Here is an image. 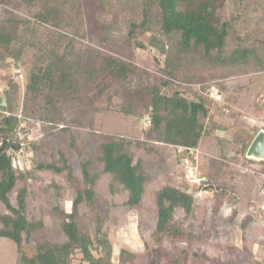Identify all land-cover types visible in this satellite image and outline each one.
I'll return each mask as SVG.
<instances>
[{"label":"trees","instance_id":"trees-1","mask_svg":"<svg viewBox=\"0 0 264 264\" xmlns=\"http://www.w3.org/2000/svg\"><path fill=\"white\" fill-rule=\"evenodd\" d=\"M3 1L10 6L2 8L3 15L0 16V64H8L14 71L22 65L27 45L40 51L39 54L34 53L35 63L26 72L23 91H20L21 85L15 77H10L2 89L4 101L0 103V137L4 143L0 148V202L5 211L0 214V236L15 243L13 264H74L75 258H78V264H112V244L103 229L107 216L99 212L94 190L98 174L89 170L92 159L83 157L71 135V147L82 156L80 172L76 174L62 149H57V158L53 156L45 143L46 136L39 139L29 137L27 123L33 116H37L40 122L56 123L59 104L76 101L93 105L117 83L120 92L116 93H121V112L136 113L132 106L145 107L150 116V130L162 131L165 143L174 146L199 145L206 137V117L218 113L221 108L204 91L214 84L222 93H227L228 85L221 83L224 79L235 75L251 58L262 65L255 47L244 42V38L237 33L240 12L226 15L228 7L245 2L140 0L137 14L127 22L124 39L113 40L103 33L101 45L86 51L82 59L77 53H71L72 38L64 37L63 31L64 11L67 6H74V0ZM21 3L25 4L27 16L14 12ZM156 21H159L164 35L178 37L167 46L159 44L156 47L157 52L152 56L155 68L151 71L136 63L129 49L130 46L137 50L148 47L139 34ZM36 25H47L55 33V36L46 39L51 43L47 50L41 49L42 43L37 38L32 44L19 39L22 29L34 35ZM56 29L63 32H55ZM62 37L67 40L63 49L59 50L58 41ZM232 38L234 45L230 47ZM149 44L156 43L149 41ZM197 84L200 86L197 87ZM142 114L136 113L138 117ZM48 126L42 124L40 130L50 129ZM60 131L67 129L63 127ZM19 132L23 138H20ZM257 132L258 129H254L250 138L240 141L243 154ZM150 142L106 134L98 143L96 160L101 165V171L110 175L112 183L122 188L127 196L125 204L130 208L141 204L150 179L142 158H134L130 147L136 144L152 148ZM31 149L49 155L50 161L30 163L29 167L19 166V157L23 158V154ZM177 157L182 169L178 154ZM40 170L65 171L75 192L69 211L58 208L63 218L61 231L65 238L62 241L48 238L44 221L27 215L32 172ZM20 182L23 185L17 187ZM51 185L58 196L62 195L55 183ZM215 186L218 190L214 195L212 214H218L223 205H227L231 213L227 220L232 221L238 214V197L232 188L225 182L215 185L208 174L205 185L191 184L183 177L180 185L165 183L155 190L156 220L150 233L151 239L158 245L166 242L173 247L180 242L191 245L201 240L203 234L194 233L185 220L195 207L196 192ZM263 187L264 183L261 190ZM13 191L14 202L11 200ZM260 194L263 199L262 192ZM83 203L88 207L84 217L93 223L92 228L78 223ZM179 210L183 213L182 217L177 216ZM230 216L233 218L230 219ZM253 220L250 214L242 217L240 228H247ZM77 254L79 257H76Z\"/></svg>","mask_w":264,"mask_h":264},{"label":"rangeland","instance_id":"rangeland-1","mask_svg":"<svg viewBox=\"0 0 264 264\" xmlns=\"http://www.w3.org/2000/svg\"><path fill=\"white\" fill-rule=\"evenodd\" d=\"M242 1L245 4L235 3L228 7L226 15L240 12L241 18L236 24L237 33L244 38V42L255 47L262 65L251 58L235 75L224 79L221 83L228 85L227 93H222L214 84H210L204 91V94L221 105V108L218 113H211L206 117L205 141L197 145L201 151V172L208 174L215 185L225 182L233 189L238 197V214L232 221L227 220L231 214L227 205H223L218 214H212L213 199L218 188L215 186L212 189H199L196 192L195 207L185 224L191 225L194 233L203 234L201 240L191 245L180 242L173 247L166 242L158 245L151 239L150 233L156 220L154 192L165 183L180 185L183 170L180 168L174 145L163 141L162 131L150 130V116L145 107H131L136 113L142 112V117H138L136 113L125 114L119 110L121 93H116L120 92L119 84H114L111 90L93 105L76 101L59 104L56 123L40 122L37 116L31 117L27 123L29 137L39 139L46 136L45 143L49 145L53 156L57 158V149H62L76 174L80 172L82 156L71 147V135L83 157L92 159L89 170L98 174L94 190L98 198V210L107 216L103 229L112 244V264H175L178 261L181 264H264V210L260 194L261 185L264 183V161L248 159L240 149V141L250 138L254 129H264V0ZM73 2L74 6H67L64 11V37L72 38L71 53H77L83 59L86 51L101 45L103 33L113 40L124 39L127 22L137 14L140 0ZM9 6L7 2L0 0V16L3 15L2 8ZM24 8L25 4L21 3L14 12L27 16ZM50 28L47 25H36L34 35L29 30L22 29L19 39L32 44L36 42L34 38H37L42 43L41 49L47 50L51 43L46 39L55 34ZM58 31L61 30H55ZM139 36L148 47L137 50L128 44L130 56L142 68L151 71L155 68L152 56L157 52L156 47L159 44L167 46L178 37L164 35L159 21ZM64 37L58 41L59 50L63 49L66 43L67 38ZM149 41L156 44H149ZM233 45L232 38L229 46ZM39 51L40 49L27 45L23 63L16 67L20 69L22 78L17 77L18 74L14 72L12 74L21 85L20 91H23L28 68L35 63L34 53L39 54ZM4 84L0 83L2 89ZM199 86L200 84H197V87ZM2 99L0 90V102ZM42 124H48L50 129L40 130ZM63 127L67 131H60ZM216 130L222 131L226 138L217 137ZM106 134H119L136 141H151L152 148L136 144L130 147L134 158H142L144 169L150 177L143 200L135 208L125 204V192L112 183L110 175L101 171V165L96 160L98 143ZM232 153L233 155H230ZM41 161H50L49 155L31 149L23 154V158L19 157L17 164L29 167L30 163L33 165ZM31 182L30 196L27 199L28 217L34 216L44 221L48 238L64 240L61 231L63 218L58 208L69 211L75 196L66 172L33 171ZM52 183L60 188L62 195H57ZM22 185L20 182L17 187ZM14 196L15 191L11 194L12 202L15 200ZM87 210V205L83 203L80 206L78 223L92 228L93 223L84 217ZM4 211L5 208L0 202V214ZM247 214L252 215L254 220L247 228L241 229L240 220ZM177 216L182 217V211L179 210ZM15 256V243L0 236V264H13ZM76 257H79V254ZM73 262L78 264V258Z\"/></svg>","mask_w":264,"mask_h":264},{"label":"built area","instance_id":"built-area-1","mask_svg":"<svg viewBox=\"0 0 264 264\" xmlns=\"http://www.w3.org/2000/svg\"><path fill=\"white\" fill-rule=\"evenodd\" d=\"M15 74H18L17 77L22 78L20 69L14 70ZM16 77V76H15ZM16 77V78H17ZM149 120V119H148ZM20 138H23L21 132H19ZM4 143V139L0 137V148ZM22 148L24 143H21ZM176 153L180 156V164L183 170V177L191 184L196 185H205L206 175L200 170V155L201 151L198 146H174ZM264 196V187L261 190ZM262 209L264 210V198H263Z\"/></svg>","mask_w":264,"mask_h":264},{"label":"water","instance_id":"water-1","mask_svg":"<svg viewBox=\"0 0 264 264\" xmlns=\"http://www.w3.org/2000/svg\"><path fill=\"white\" fill-rule=\"evenodd\" d=\"M245 156L251 160L264 161V129H260L255 134L246 149Z\"/></svg>","mask_w":264,"mask_h":264},{"label":"crops","instance_id":"crops-1","mask_svg":"<svg viewBox=\"0 0 264 264\" xmlns=\"http://www.w3.org/2000/svg\"><path fill=\"white\" fill-rule=\"evenodd\" d=\"M0 65H1L0 66V83H5L10 77L14 76V75H12L14 71H13V68L10 65H8V64H0ZM0 90L2 92V88ZM3 101H4V98L1 100L0 103H2ZM221 132L222 131H217L216 130V136L220 137V138H226V135L225 136L222 135ZM215 140L217 141V139H215ZM237 143H239V142H237ZM230 155H233V153L230 154Z\"/></svg>","mask_w":264,"mask_h":264},{"label":"bare ground","instance_id":"bare-ground-1","mask_svg":"<svg viewBox=\"0 0 264 264\" xmlns=\"http://www.w3.org/2000/svg\"><path fill=\"white\" fill-rule=\"evenodd\" d=\"M210 81V80H209ZM201 90V89H200Z\"/></svg>","mask_w":264,"mask_h":264}]
</instances>
